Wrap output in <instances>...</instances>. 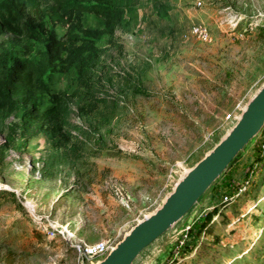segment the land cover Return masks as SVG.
Instances as JSON below:
<instances>
[{
    "label": "rangeland",
    "instance_id": "obj_1",
    "mask_svg": "<svg viewBox=\"0 0 264 264\" xmlns=\"http://www.w3.org/2000/svg\"><path fill=\"white\" fill-rule=\"evenodd\" d=\"M30 14L67 106L58 120L0 114V264H76V233L122 240L233 125L264 81V0H127L113 19L34 0ZM261 155L235 202L207 195L192 223L217 213L179 264H264Z\"/></svg>",
    "mask_w": 264,
    "mask_h": 264
},
{
    "label": "trees",
    "instance_id": "obj_2",
    "mask_svg": "<svg viewBox=\"0 0 264 264\" xmlns=\"http://www.w3.org/2000/svg\"><path fill=\"white\" fill-rule=\"evenodd\" d=\"M32 1L34 0H0V114L5 118L17 115L21 120L36 122L53 114L56 119L64 116L67 100L52 91L56 83L55 75L59 70L58 55L45 43L35 47L36 40H31L35 34L33 25L36 21L30 14ZM45 1L56 3L67 13L94 14L106 19L122 14L127 6V0ZM172 9V6H160L157 14L165 19ZM7 35L10 38H5ZM16 44L28 48L26 57L10 53V46ZM261 142L255 146L259 153L256 162L236 163L213 190L222 194V204H225V196L234 195L245 184L257 161L262 159L261 154L264 153ZM216 213L217 207L212 210L204 209L195 219L181 249L182 257L197 248L201 233Z\"/></svg>",
    "mask_w": 264,
    "mask_h": 264
},
{
    "label": "water",
    "instance_id": "obj_3",
    "mask_svg": "<svg viewBox=\"0 0 264 264\" xmlns=\"http://www.w3.org/2000/svg\"><path fill=\"white\" fill-rule=\"evenodd\" d=\"M263 128L264 81L218 143L185 170L160 205L127 231L107 257L96 264H162L207 195L238 163Z\"/></svg>",
    "mask_w": 264,
    "mask_h": 264
},
{
    "label": "built area",
    "instance_id": "obj_4",
    "mask_svg": "<svg viewBox=\"0 0 264 264\" xmlns=\"http://www.w3.org/2000/svg\"><path fill=\"white\" fill-rule=\"evenodd\" d=\"M192 33L196 35L199 39L208 41L210 39V31L204 25H195L192 28ZM238 116V115H237ZM236 121V120H235ZM261 148L264 153V137L262 136ZM249 182L246 181L245 184L239 188V190L234 195H227L224 197L223 202L227 205L235 202L244 192L248 190ZM193 223H191L180 235L174 244V249L171 251L170 256L162 264H179L181 256V249L184 247L187 239L188 232L190 231ZM119 241H99L95 243H86L84 241L72 243L73 248L77 252L76 264H96L97 262L105 259L111 250L116 246Z\"/></svg>",
    "mask_w": 264,
    "mask_h": 264
},
{
    "label": "crops",
    "instance_id": "obj_5",
    "mask_svg": "<svg viewBox=\"0 0 264 264\" xmlns=\"http://www.w3.org/2000/svg\"><path fill=\"white\" fill-rule=\"evenodd\" d=\"M261 141H262L261 138H258L254 143H252V145L249 147V149L247 150V152L242 156V158L238 162L244 161V162H248L249 164H252L254 162L253 161L252 162L250 161L251 158H254L255 159V162H256L259 153L256 151L255 146L257 145V143H260ZM259 161H261V159ZM259 161H257V163L255 164V167H257V169H258V171L255 170V172L257 173V175L260 174V173H263V160L261 162V166L259 165ZM209 207H211V206H208L206 209H209ZM228 215H230V214H228ZM230 216H232V220H234V218H233L234 216L232 214ZM90 227H92V225H90V224H85V225H82L81 224V226H79V228L81 229V231H83L84 229H89ZM75 237H76L75 239L77 240V242L83 241L85 239L88 242H90V243H95V241H96L93 238H87V237L83 236L81 233H76V236ZM197 248H198V246H197Z\"/></svg>",
    "mask_w": 264,
    "mask_h": 264
}]
</instances>
